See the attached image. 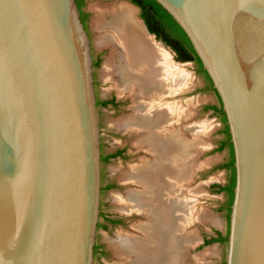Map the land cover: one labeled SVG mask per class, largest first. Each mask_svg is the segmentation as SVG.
I'll use <instances>...</instances> for the list:
<instances>
[{
  "label": "water",
  "instance_id": "obj_1",
  "mask_svg": "<svg viewBox=\"0 0 264 264\" xmlns=\"http://www.w3.org/2000/svg\"><path fill=\"white\" fill-rule=\"evenodd\" d=\"M155 1L225 114L235 185L224 264H264V0ZM102 165L76 0H0V264H94Z\"/></svg>",
  "mask_w": 264,
  "mask_h": 264
},
{
  "label": "rangeland",
  "instance_id": "obj_2",
  "mask_svg": "<svg viewBox=\"0 0 264 264\" xmlns=\"http://www.w3.org/2000/svg\"><path fill=\"white\" fill-rule=\"evenodd\" d=\"M115 3L129 5L134 10L136 21L142 22L138 8L128 0H88L86 6L89 16L87 29L93 61L99 60V65L94 67V86L98 103L102 150L104 153L113 152L117 148L123 151L121 156L103 161L100 221L96 236V244L100 246V251L95 253L94 264H125V258L116 251L118 237L122 234L141 235L136 230V226L149 220L141 213L125 211L122 208V203L127 204L129 193L140 189L139 185L132 183L128 180L129 176L125 175L134 168L133 166L141 163L146 157V152L139 146V135L126 128L122 129L119 125L130 119L134 113L135 104H139L142 97L140 95L136 98L132 97L128 91L122 93L119 90L120 76L105 73L104 66L110 56L111 48L99 41L95 29V21L98 17L96 8ZM143 28L145 27L142 22V31ZM144 35L164 51L170 67L181 70L186 78H189L182 88L172 90L163 99L174 107L175 114L161 132L166 135L176 132L184 142L189 143L181 160L184 178L176 185L178 186L176 193L187 202L184 208L187 212L177 206L176 214L181 220V231L178 230L175 235L177 246L173 243V248L175 245L178 249L181 236L182 244L190 243V245L185 249L182 257L181 249L178 250L180 253L178 257L175 258L176 253H174L175 256H172L171 263L223 264L225 245L220 243L203 245L205 237L215 236V231L225 234L228 227L226 211L221 210L225 195L214 193L210 189L211 184H224L227 178L226 170L218 166L226 160L228 152L226 149L222 151L216 149L223 137L222 123L212 110L207 109L208 106L218 103V99L213 91L205 88V81L197 73L196 64L193 61L175 60V55L170 48L156 40L153 35L147 33ZM111 97L116 99L117 108L100 104V101ZM190 167L191 170L187 175ZM104 215L117 220L116 223L112 224L104 220ZM180 220L177 221V227H179ZM174 251L178 252L176 249Z\"/></svg>",
  "mask_w": 264,
  "mask_h": 264
},
{
  "label": "bare ground",
  "instance_id": "obj_3",
  "mask_svg": "<svg viewBox=\"0 0 264 264\" xmlns=\"http://www.w3.org/2000/svg\"><path fill=\"white\" fill-rule=\"evenodd\" d=\"M96 12L98 39L111 48L105 73L120 76L122 93L128 91L132 97H142L130 119L119 124L122 129L139 135V146L146 152L141 163L125 175L140 189L129 193L122 208L141 213L149 220L136 226L141 235H120L116 251L125 258V264H173L174 253L178 257L181 249L182 257L190 245L182 244V236L178 249L175 242L177 231H181L177 206L187 212L184 209L187 202L176 193V185L184 178L181 160L189 143L176 132L167 135L161 132L175 114L174 107L163 99L172 90L182 88L189 78L181 70L170 67L164 51L146 38L129 5L109 4L96 8ZM188 169L187 175L191 167Z\"/></svg>",
  "mask_w": 264,
  "mask_h": 264
},
{
  "label": "trees",
  "instance_id": "obj_4",
  "mask_svg": "<svg viewBox=\"0 0 264 264\" xmlns=\"http://www.w3.org/2000/svg\"><path fill=\"white\" fill-rule=\"evenodd\" d=\"M135 4L140 10V17L144 21L148 32L160 40L165 46L170 48L175 54V60L179 62L193 61L196 64L197 73L200 74L205 81V88L209 91H213L218 99V103L210 105L207 109L219 118L222 123L221 133L222 139L219 141L217 151L227 150L226 160L218 166V168L225 169L227 172V178L224 184L213 183L210 185V189L214 193H223L225 195V201L221 205V210L226 211V217L228 218L230 213V205L233 198V187L235 185V169L233 167L234 156L232 144L230 142V135L228 132V126L226 124L225 114L222 110L219 98L212 88V82L203 69L202 64L196 55L188 37L182 30V28L175 22V20L162 8L155 0H128ZM76 5L80 13V19L84 22L87 18V13L84 12V0H76ZM99 65V60L94 61V67ZM113 100L100 101L102 106H106L112 103ZM121 154V151H117L112 155H108L102 158V161H107L111 157H116ZM110 223L114 224L117 220L106 218ZM227 242V232L225 234L220 231H215V236L205 237L203 245H209L213 243H220L225 245ZM100 246L95 245V253L100 251ZM224 264V262H223Z\"/></svg>",
  "mask_w": 264,
  "mask_h": 264
},
{
  "label": "flooded vegetation",
  "instance_id": "obj_5",
  "mask_svg": "<svg viewBox=\"0 0 264 264\" xmlns=\"http://www.w3.org/2000/svg\"><path fill=\"white\" fill-rule=\"evenodd\" d=\"M87 1L88 0H84V12H86L87 13V18H86V20L83 22V24H84V27H85V29H86V31L88 32V27H87V19H88V10L86 9V6H87ZM139 12H140V10H139ZM89 33V32H88ZM154 36V35H153ZM155 37V36H154ZM155 39H156V37H155ZM157 40V39H156ZM158 41H160V40H158ZM161 42V41H160ZM162 43V42H161ZM163 44V43H162ZM174 53V52H173ZM175 55V54H174ZM105 100H113V102L112 103H109L108 104V106H112L113 108H117V106H118V104H117V101H116V99H114L113 97H111V98H109V99H104L103 101H105ZM107 106V105H106ZM101 151H102V158H104V157H106V156H108V154L110 153H104L103 152V150H102V145H101ZM117 151H121V154L119 155V156H121L122 154H123V151L121 150V149H119V148H117V149H115V151H113V152H111V154L110 155H112V154H114V153H116ZM116 157H118V156H116ZM111 158H115V157H111ZM105 162V161H104ZM106 218H109V216H107V215H104V220H106Z\"/></svg>",
  "mask_w": 264,
  "mask_h": 264
},
{
  "label": "crops",
  "instance_id": "obj_6",
  "mask_svg": "<svg viewBox=\"0 0 264 264\" xmlns=\"http://www.w3.org/2000/svg\"><path fill=\"white\" fill-rule=\"evenodd\" d=\"M110 154H111V152L108 155H110Z\"/></svg>",
  "mask_w": 264,
  "mask_h": 264
}]
</instances>
